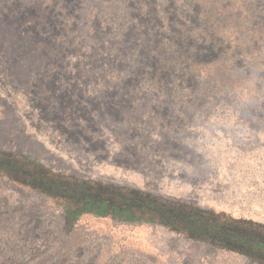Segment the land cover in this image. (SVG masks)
Returning a JSON list of instances; mask_svg holds the SVG:
<instances>
[{
    "label": "rangeland",
    "instance_id": "obj_1",
    "mask_svg": "<svg viewBox=\"0 0 264 264\" xmlns=\"http://www.w3.org/2000/svg\"><path fill=\"white\" fill-rule=\"evenodd\" d=\"M133 197L264 233V0H0V264H264Z\"/></svg>",
    "mask_w": 264,
    "mask_h": 264
},
{
    "label": "trees",
    "instance_id": "obj_2",
    "mask_svg": "<svg viewBox=\"0 0 264 264\" xmlns=\"http://www.w3.org/2000/svg\"><path fill=\"white\" fill-rule=\"evenodd\" d=\"M97 198H100L99 196ZM123 203H128L130 206H146L152 211L157 213H164L169 216H173L178 219L187 229L195 230L197 235L203 237H210L215 240L224 241L232 240L236 238L237 241L243 246L249 249V254L252 256L264 260V233L252 232L243 228H237L233 226H227L224 224H218L211 222L203 216H196L187 213L185 210H175L173 208H162L149 200L142 198L125 199ZM227 235L223 237L224 235ZM223 235V236H221ZM234 236L235 238H232Z\"/></svg>",
    "mask_w": 264,
    "mask_h": 264
},
{
    "label": "water",
    "instance_id": "obj_3",
    "mask_svg": "<svg viewBox=\"0 0 264 264\" xmlns=\"http://www.w3.org/2000/svg\"><path fill=\"white\" fill-rule=\"evenodd\" d=\"M225 244L232 246L233 248L243 251V252H249V249L245 246H243L242 244H240L237 241H232V240H224L223 241Z\"/></svg>",
    "mask_w": 264,
    "mask_h": 264
},
{
    "label": "flooded vegetation",
    "instance_id": "obj_4",
    "mask_svg": "<svg viewBox=\"0 0 264 264\" xmlns=\"http://www.w3.org/2000/svg\"><path fill=\"white\" fill-rule=\"evenodd\" d=\"M223 235H224V236H223ZM223 235H221V236H223V237L227 236V235H225V234H223ZM232 238H235V237L232 236ZM234 241H237V239L235 238ZM237 242H238V241H237Z\"/></svg>",
    "mask_w": 264,
    "mask_h": 264
}]
</instances>
